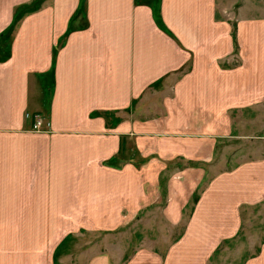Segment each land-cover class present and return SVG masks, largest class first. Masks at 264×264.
Returning a JSON list of instances; mask_svg holds the SVG:
<instances>
[{
    "label": "crops",
    "instance_id": "crops-1",
    "mask_svg": "<svg viewBox=\"0 0 264 264\" xmlns=\"http://www.w3.org/2000/svg\"><path fill=\"white\" fill-rule=\"evenodd\" d=\"M29 2L0 0V32L11 22L13 8ZM41 3L38 11L21 19L10 56L0 62V264H46V251L63 234L61 218L78 220L94 204L100 208L95 190L109 184L111 176L120 179L97 161L118 150L120 135L132 132L118 129L110 134L102 117L90 116L93 111L126 106L149 81L179 67L190 51L213 61L240 57L241 65L228 73L214 66V75L231 78L229 82L242 83L248 74L254 77L253 68L264 69V40L257 19L243 14L245 5L235 1L217 11L228 15L223 22L214 21V0H158L162 22L183 49L156 25L149 6L134 5L133 0H86L89 28L72 32L51 66L52 46L75 18L79 0ZM219 84L212 87L220 89ZM253 84L235 91L264 96V83ZM234 98L231 105L243 96ZM35 114L48 131L33 130ZM257 173L254 177H259ZM238 182L228 176L211 181L195 204L182 244L204 252L199 261L221 238L237 231L239 206L264 196V183L248 182L256 189L250 196L245 191L238 194L234 188ZM126 185L117 186L122 197ZM72 195L82 199L70 205L67 215L62 207ZM167 208L169 216L176 217L169 210L172 206ZM93 211L97 212L88 218L109 217L111 204ZM244 264H264V243L261 253Z\"/></svg>",
    "mask_w": 264,
    "mask_h": 264
},
{
    "label": "rangeland",
    "instance_id": "rangeland-1",
    "mask_svg": "<svg viewBox=\"0 0 264 264\" xmlns=\"http://www.w3.org/2000/svg\"><path fill=\"white\" fill-rule=\"evenodd\" d=\"M235 1L245 5L246 8H241L243 14L257 19L259 35L264 40L262 0H214L213 20L223 22L222 17L228 15L218 12L221 7L236 5ZM149 2L153 0H133L134 5L151 9ZM86 7L85 0L83 13L57 37L52 46L51 66L68 36L89 28ZM28 14H23L15 27L10 53L21 19ZM151 14L155 21L152 9ZM179 46L183 49L180 43ZM196 56L190 51L179 67L149 81L126 106L99 109L90 114L93 118L102 117L110 134L118 129L132 132V135L122 134L126 137L122 154L116 151L97 161L106 171L120 174V179L111 176L109 184L95 190L100 208L111 204V216L88 218L97 212L93 210L100 209L94 204V209L84 214L87 217L61 218L63 234L46 251V264H244L246 259L261 253L264 196L256 203L239 206L237 231L221 238L205 260L198 258L204 252L192 251L182 244L195 204L211 181L225 176L239 180L234 185L238 194L245 191L250 196L255 195L256 189L250 188L254 183L248 182L264 183L263 92L235 91L240 85L248 87L256 81L259 85L251 86L260 87L264 83V69L251 68L254 77L248 74L242 83L229 82L231 78L214 75V66L228 73L227 70L241 65L240 57L232 60L222 56L213 61ZM214 82L220 83V89L212 87ZM201 94L204 96L200 97ZM239 94L242 101L231 105L230 100ZM42 122L43 119L33 130L48 131L41 127ZM133 149L138 155L132 153ZM254 173L259 177H254ZM122 182L128 184L124 197L121 188H117ZM242 185L245 187L240 188ZM88 193L92 194L93 190ZM72 198L63 203L62 211L67 215L70 205L82 199L79 195ZM169 205L176 217L169 216Z\"/></svg>",
    "mask_w": 264,
    "mask_h": 264
},
{
    "label": "trees",
    "instance_id": "trees-1",
    "mask_svg": "<svg viewBox=\"0 0 264 264\" xmlns=\"http://www.w3.org/2000/svg\"><path fill=\"white\" fill-rule=\"evenodd\" d=\"M40 3H41V0H31V2H29V3L20 4V5L15 7L11 22L8 24V26L5 29H3L0 32V62L5 61L10 56V50H9L10 40H11L13 32L15 31V27L17 26V23H18L19 19L21 18V16L23 14L28 13V12L34 11L39 6ZM84 5H85V0H79V4L77 6V9L72 16L73 18L78 16L79 14L83 13V6ZM149 5L151 6L153 17L155 19L156 25L160 29H162L166 34H168L171 38H173L175 41L178 42L176 36L164 25V23L162 22V20L159 16L158 0L154 3H151V4L149 2ZM71 20H72V18H71ZM70 21H69V23H70ZM230 34H231L233 45H234V51H236L237 42H236L235 23H231ZM178 44H179V42H178ZM125 139H126V137L124 135L119 136V148L117 150V154H119V155L122 154V152L124 151ZM132 153H134V155H138L137 154L138 152L134 149L132 150Z\"/></svg>",
    "mask_w": 264,
    "mask_h": 264
},
{
    "label": "built area",
    "instance_id": "built-area-1",
    "mask_svg": "<svg viewBox=\"0 0 264 264\" xmlns=\"http://www.w3.org/2000/svg\"><path fill=\"white\" fill-rule=\"evenodd\" d=\"M30 116V114L29 113H26L25 114V117H29ZM33 117L35 118V121H34V123H33V128L34 127H36L39 123H41V117L39 116V115H37V114H35V115H33ZM40 125V124H39Z\"/></svg>",
    "mask_w": 264,
    "mask_h": 264
}]
</instances>
